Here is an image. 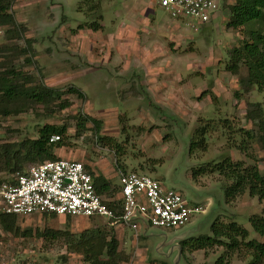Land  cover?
Segmentation results:
<instances>
[{
  "label": "rangeland",
  "instance_id": "rangeland-1",
  "mask_svg": "<svg viewBox=\"0 0 264 264\" xmlns=\"http://www.w3.org/2000/svg\"><path fill=\"white\" fill-rule=\"evenodd\" d=\"M233 3L224 0L211 21L192 25L171 19L147 0H13L12 12L25 26L31 50L16 56L13 50L0 53V60L13 54V64L35 82L65 92L48 109L36 104L0 116V143L36 138L44 123L66 125L63 142L54 149L58 157L87 164L114 186L120 172L145 173L204 211L168 232L148 229L147 237L134 236L128 226L113 227L104 217H17L16 233L0 224V264H87L67 248L65 238L45 242L38 237L37 231L47 227L74 234L112 228L118 250L127 257L119 264H175L179 240L210 234L214 218L235 220L248 229L245 241L264 242L248 221L249 215H264V200L247 189L226 196L233 180L215 167L229 157L264 173L259 130L248 116L253 109L264 116V92L243 85V64L237 72L227 69L230 55L247 38L245 28L227 26ZM93 23L100 28L92 30ZM7 27L0 26V46L24 47L23 39L6 35ZM71 86L84 97L67 92ZM64 100L68 106L57 107ZM86 115L100 121L98 129L83 121ZM204 126V140L189 150L192 139L199 138L196 128ZM8 175L0 170L1 180ZM224 252L219 245L185 248L180 264H214ZM229 257L230 264H246L250 252L241 245Z\"/></svg>",
  "mask_w": 264,
  "mask_h": 264
},
{
  "label": "trees",
  "instance_id": "trees-1",
  "mask_svg": "<svg viewBox=\"0 0 264 264\" xmlns=\"http://www.w3.org/2000/svg\"><path fill=\"white\" fill-rule=\"evenodd\" d=\"M12 5L13 0H0V26H8L5 29L6 35L10 38L23 39L25 46L20 48L13 46L12 49L11 47L0 46V53L13 50L16 52L14 55L16 56L29 52L31 41L24 36L25 26L15 19ZM221 5H224V0H221ZM228 7L227 26L234 29L245 28L242 29L246 31L247 38H244L238 49L230 55L231 65L227 69L237 72L238 66L243 64L247 70L246 76L241 79L243 85H256L260 91L264 92V0H234V3ZM94 8V5H90V10ZM79 10H82L80 5ZM90 28L97 30L100 26L93 23ZM12 58L13 54L4 60H0V116L26 112L36 104H42L45 109L55 104L65 91L50 87L42 81L35 82L32 74L13 64ZM67 92L75 93L80 98L84 97L83 92L74 86L69 87ZM67 106L66 100L57 105L60 109ZM250 112L248 116L257 123L259 145L264 149V116L257 109ZM84 120L92 122L97 129L100 125V121L91 116H84ZM66 128V125L44 123L38 129L36 138L0 143V170L12 174L24 171L30 164L61 158L56 155L54 149L62 144ZM206 128V126L196 128L195 134L199 138H197L198 141L192 139L189 150H192L194 144L202 143L207 132ZM52 135H58L59 139L50 141ZM84 165L91 173L98 193L112 197L118 191V185L114 186L104 175L96 174L87 164L84 163ZM215 167L233 180V184L225 188L226 196L247 189L250 195L264 200V173H261L256 165L242 166L240 162H233L229 157H225L216 163ZM108 205L116 210V213H119L118 202H108ZM17 217L12 214L0 213V224L5 230L16 233L19 230L16 226ZM64 217L71 216L66 215ZM248 221L258 235L264 236V215H249ZM110 231L88 228L79 234H74L69 230L47 227L41 231L38 230L37 235L45 242H52L61 237L65 238L67 248L81 254L87 264H119V262L125 261L127 257L118 250V239L114 230L110 228ZM27 234H31V232L29 231ZM248 236V229L237 221L231 220L227 223H221L217 218H214L210 225V234L189 237L180 241V245L182 250L185 248L190 250L211 248L215 245L224 246L225 252L228 253L224 252L218 256L214 264H230V254L238 250L241 245H245L250 252V259L246 264H264V242L257 239L245 241Z\"/></svg>",
  "mask_w": 264,
  "mask_h": 264
},
{
  "label": "built area",
  "instance_id": "built-area-1",
  "mask_svg": "<svg viewBox=\"0 0 264 264\" xmlns=\"http://www.w3.org/2000/svg\"><path fill=\"white\" fill-rule=\"evenodd\" d=\"M147 1L166 11L171 19L186 20L192 25L211 21L221 8V0ZM58 139V135L50 137V141ZM118 182V191L106 197L97 192L83 162L64 158L46 160L2 180L0 211L18 217L44 213L104 217L113 227H130L136 237L151 228L167 232L180 228L196 213L204 211L181 191L168 188L145 173L120 172ZM112 201L119 203V213L108 205Z\"/></svg>",
  "mask_w": 264,
  "mask_h": 264
},
{
  "label": "water",
  "instance_id": "water-1",
  "mask_svg": "<svg viewBox=\"0 0 264 264\" xmlns=\"http://www.w3.org/2000/svg\"><path fill=\"white\" fill-rule=\"evenodd\" d=\"M166 232H167V231H166ZM143 234L148 236V234L146 233V230L143 231ZM193 236H194V235H193ZM191 237H192V236H191ZM187 238H189V237L183 238V239L179 240V242L177 243V244L179 245V253H178V257H177V263H175V264H180V261H181V250H182V248H181V245H180V241L185 240V239H187Z\"/></svg>",
  "mask_w": 264,
  "mask_h": 264
},
{
  "label": "crops",
  "instance_id": "crops-1",
  "mask_svg": "<svg viewBox=\"0 0 264 264\" xmlns=\"http://www.w3.org/2000/svg\"><path fill=\"white\" fill-rule=\"evenodd\" d=\"M117 229V228H116ZM118 230V229H117ZM142 235L143 237H147V235H144L143 233L139 234L138 236ZM135 236V235H134ZM137 236V237H138Z\"/></svg>",
  "mask_w": 264,
  "mask_h": 264
}]
</instances>
